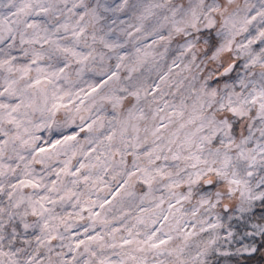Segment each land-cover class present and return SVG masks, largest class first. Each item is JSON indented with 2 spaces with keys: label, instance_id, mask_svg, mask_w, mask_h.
Instances as JSON below:
<instances>
[{
  "label": "snow or ice",
  "instance_id": "6c2138e0",
  "mask_svg": "<svg viewBox=\"0 0 264 264\" xmlns=\"http://www.w3.org/2000/svg\"><path fill=\"white\" fill-rule=\"evenodd\" d=\"M0 264H264V0H0Z\"/></svg>",
  "mask_w": 264,
  "mask_h": 264
}]
</instances>
